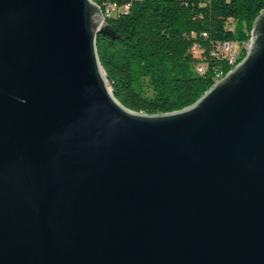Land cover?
I'll return each instance as SVG.
<instances>
[{
    "label": "water",
    "instance_id": "water-1",
    "mask_svg": "<svg viewBox=\"0 0 264 264\" xmlns=\"http://www.w3.org/2000/svg\"><path fill=\"white\" fill-rule=\"evenodd\" d=\"M94 0H0V264H264V10L196 102L115 96Z\"/></svg>",
    "mask_w": 264,
    "mask_h": 264
},
{
    "label": "trees",
    "instance_id": "trees-1",
    "mask_svg": "<svg viewBox=\"0 0 264 264\" xmlns=\"http://www.w3.org/2000/svg\"><path fill=\"white\" fill-rule=\"evenodd\" d=\"M94 1L104 12L108 3L117 4L115 13L105 16L117 37L99 34L97 40L112 90L126 107L148 114L196 102L233 68L212 55L216 46L233 41L240 47L239 63L264 10V0ZM200 64L205 65L201 74Z\"/></svg>",
    "mask_w": 264,
    "mask_h": 264
},
{
    "label": "built area",
    "instance_id": "built-area-1",
    "mask_svg": "<svg viewBox=\"0 0 264 264\" xmlns=\"http://www.w3.org/2000/svg\"><path fill=\"white\" fill-rule=\"evenodd\" d=\"M111 6L113 7V9H115V7H117V4L111 3L110 7ZM122 8L126 10L128 8V5H125ZM105 12L103 11L104 18H105V16L111 15L108 4L106 6ZM194 48H195V51L199 50L198 45H195ZM249 48H250V46H248V50H249ZM239 51H240V47H233V41H226V42H222V43L218 44L216 46V48L214 49V51L212 52V55H214L216 58H218L220 60H225L227 63H234V62H237V55H238ZM247 52L248 51H246V53ZM204 68H205V65L200 64L198 66L197 70H198V72H201Z\"/></svg>",
    "mask_w": 264,
    "mask_h": 264
},
{
    "label": "bare ground",
    "instance_id": "bare-ground-1",
    "mask_svg": "<svg viewBox=\"0 0 264 264\" xmlns=\"http://www.w3.org/2000/svg\"><path fill=\"white\" fill-rule=\"evenodd\" d=\"M115 8H116V7H115ZM122 9H123V8H122ZM250 45H251V43H250L248 46H250ZM233 47H236V46L233 45ZM246 51H248V47H247ZM246 51H245V52H246ZM239 58H240V51L238 52V55H237V62H234V63H228V64H231L232 67L236 66V65L238 64V60H239ZM203 71H204V69L200 72V74H201Z\"/></svg>",
    "mask_w": 264,
    "mask_h": 264
},
{
    "label": "rangeland",
    "instance_id": "rangeland-1",
    "mask_svg": "<svg viewBox=\"0 0 264 264\" xmlns=\"http://www.w3.org/2000/svg\"><path fill=\"white\" fill-rule=\"evenodd\" d=\"M110 4H111V3H108V7H109V9H110V13L113 14V13H115V10L113 9L112 6L110 7ZM238 45H239V44H238Z\"/></svg>",
    "mask_w": 264,
    "mask_h": 264
}]
</instances>
